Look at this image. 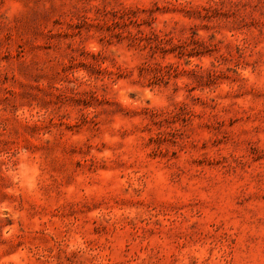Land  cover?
Returning <instances> with one entry per match:
<instances>
[{"label":"clouds","instance_id":"obj_1","mask_svg":"<svg viewBox=\"0 0 264 264\" xmlns=\"http://www.w3.org/2000/svg\"><path fill=\"white\" fill-rule=\"evenodd\" d=\"M244 2L88 0L83 4L79 0H43L44 19L38 26V33L31 38L10 31L18 12L13 14L11 7L3 10L7 16V29L0 33V120L8 121V128L0 127V191L6 197L0 200V264H264V233L261 242L245 248L238 239L241 235L238 225L229 232L228 226H219L200 216L192 205L169 211V205L182 199L183 179L171 189L161 181L160 176L169 170L165 162L172 164L174 158L170 151L163 159L159 154L152 155L155 137L147 127L142 128L141 137L134 139L131 149L120 148V151L112 150L109 154L111 159L108 162L119 159L123 163L122 169L126 171L120 174L128 183H122L118 190H114L110 183H97L96 192L89 191L85 186L87 181L79 184L77 191L84 207L74 221L46 227L34 222L29 209V205L45 191L46 185L58 181L60 165L82 177L99 175V169L89 173L96 160L94 150L85 148L84 152L77 151L75 156L47 151L61 141L67 146V137L58 136L54 131L36 132L32 125L44 129L49 120L58 123V115L22 97V85H31L34 94L39 96L90 87L84 70L70 68L69 62L76 55L73 49L82 48L91 55L99 54L102 49L95 39L81 43L79 38H69L66 34L70 33L71 26L79 25L81 18L89 23L99 22L97 10L100 9L109 16L116 13L117 22L119 16L128 10L138 12L137 23L150 12L154 20L151 30L161 38H173L174 43L178 42L177 33L181 27L194 28L199 38L209 47L215 45L218 51L203 59H193L186 67L195 69L199 65L201 69L224 74V82L214 91L197 90L194 94L205 99L215 97L221 101V106H226L230 101L220 98L243 87L246 96L237 93L235 103L238 111L247 118L264 110V99L252 102L253 90H264V67L254 65L258 56L264 57V9L241 7ZM255 3L256 0H252V4ZM129 31L137 34L135 29ZM148 31L142 29V32ZM110 53L116 66L131 67L135 63L133 54L121 47L113 46ZM169 62L180 63L166 59L161 61V66ZM52 68L66 74V79L50 83L48 73ZM113 88L125 101L127 93L135 90L123 88L120 84L113 85ZM140 91L142 97L137 104L141 108H167V100L149 87ZM184 100L183 92L175 97L177 103ZM224 100H227L226 104ZM8 129L14 131L10 133ZM257 139L258 146L264 148V136ZM75 146L78 149L84 147L85 141L78 140ZM174 150L180 155L178 149ZM21 156H27L35 166L31 182L18 178L15 166ZM54 160L58 161L56 165ZM77 160L79 169H76ZM237 162L246 165L243 175L264 166V160L245 161L241 152L229 149L215 162V169L227 165L235 169ZM212 166L210 163L209 167ZM129 184L137 189L135 193ZM221 185H224L223 194L217 193V196L225 202L239 204L240 209L256 191L246 180L228 183L222 175L217 187ZM125 203L136 210L132 213L136 219L131 224L132 217L124 211ZM154 224L155 236L141 233L145 225L152 228ZM92 228L100 231L93 233ZM125 245L128 247L126 253Z\"/></svg>","mask_w":264,"mask_h":264},{"label":"rangeland","instance_id":"obj_2","mask_svg":"<svg viewBox=\"0 0 264 264\" xmlns=\"http://www.w3.org/2000/svg\"><path fill=\"white\" fill-rule=\"evenodd\" d=\"M79 2L87 4L88 0ZM8 7L13 9V14L18 12L10 31L14 30L17 36L34 37L44 19L43 0H0V33L7 29V16L3 10ZM241 7H253L259 11L264 9V3L256 0L252 4V0H245ZM97 14L99 22L89 23L81 18L79 25L71 26L70 33L66 34L71 39L79 38L81 43L95 39L102 49L96 55H91L82 48L73 49L76 55L69 62L70 68L86 72L89 88L39 96L34 94L35 90L31 85L21 86L22 97L30 102L35 101L42 109L49 108L58 115V123L53 124L49 120L44 129L32 125L33 130L54 131L58 136H66L69 141L67 146L61 141L47 151L50 154L71 153L75 156L77 151L84 152L85 148L88 151L94 150L96 160L92 162L89 173H95L99 169L98 176L82 177L78 172L69 171L60 165L58 181L46 185L45 191L29 205L34 222L43 223L47 227L49 224L59 225L65 221H74L84 207L77 191L81 183L87 181L85 186L90 192L97 191V183H110L114 190H118L122 183H128L120 174L121 171H126L122 169L123 163L119 159L108 162L111 159L109 154L112 150L120 151V148L131 149L134 139L140 138L142 128L147 127L155 137V152L152 155L159 154L163 159L170 151L174 158L172 164L165 162V167L169 170L160 176L161 181L171 189L183 179L180 188L182 199L179 203L169 205V211H179L192 205L200 216L215 221L219 226H228L229 232L233 226L238 225L241 233L238 239L245 248L261 242L264 233V166L243 175L246 168L244 163L237 162L235 169L231 165L215 169V162L229 149L241 152L245 161L264 160V148L258 146L257 139L264 136V110L247 118L238 111L235 98L237 93L246 96V89L243 87L220 98L230 101L226 106H221V101L215 97L205 99L194 94L197 90L214 91L224 82L223 73L201 69L199 65L195 69L186 67L193 59H203L218 51L215 45L209 47L199 38L194 28L181 27L177 33L178 42L174 43L173 38H161L151 30L154 20L150 12L140 23L136 19L138 12L132 10L120 15L118 22L116 13L109 16L98 9ZM130 28L135 29L137 34L133 35ZM142 29L149 31L142 32ZM173 32H176L175 28ZM4 38L7 39V36ZM113 46L131 52L134 65L116 66L113 54L110 53ZM166 59L180 63L169 62L162 67L161 61ZM254 65L257 68L264 67V57L258 56ZM48 79L50 83L64 80L66 74L52 68ZM184 80L187 83H183ZM116 84L135 89L127 93V101L113 88ZM144 87H149L155 94L163 96L167 100V108H141L137 101L141 100L140 90ZM181 92L185 100L177 103L175 97ZM258 98L264 99V90H253L252 102L255 103ZM223 103L226 104L227 100ZM0 127L7 129L8 121L0 120ZM8 131L11 133L14 129ZM78 140L85 141V146L78 149L75 146ZM174 149H178L180 155ZM53 163L56 165L58 161L54 160ZM210 163L212 168L209 167ZM15 167L21 181L31 182L35 166L27 156H21ZM79 167L77 160L76 169ZM221 175L228 183L233 180H246L255 187L256 191L245 200L243 209H240L239 204L225 202L217 196V193L223 194L224 185L217 187ZM229 177L232 179H228ZM129 188H132L131 184ZM136 191L137 189L132 188L133 193ZM96 198L99 199V195ZM3 199L6 197L0 191V200ZM124 211L132 217L129 220L131 224L136 219L132 216L136 210L125 203ZM140 223L143 224V221ZM155 227V224L152 228L145 225L141 233L155 236ZM96 231L100 230L92 228L93 233ZM127 250L125 245V253Z\"/></svg>","mask_w":264,"mask_h":264}]
</instances>
